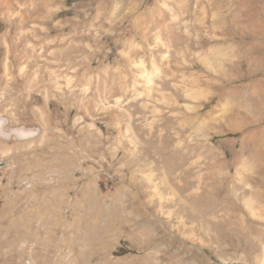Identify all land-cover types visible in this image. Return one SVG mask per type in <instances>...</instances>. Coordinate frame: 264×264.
<instances>
[{
	"label": "rangeland",
	"instance_id": "obj_1",
	"mask_svg": "<svg viewBox=\"0 0 264 264\" xmlns=\"http://www.w3.org/2000/svg\"><path fill=\"white\" fill-rule=\"evenodd\" d=\"M7 1L0 264H264V37L252 68L210 0Z\"/></svg>",
	"mask_w": 264,
	"mask_h": 264
},
{
	"label": "crops",
	"instance_id": "obj_2",
	"mask_svg": "<svg viewBox=\"0 0 264 264\" xmlns=\"http://www.w3.org/2000/svg\"><path fill=\"white\" fill-rule=\"evenodd\" d=\"M262 1L263 0H210L211 6L208 11L209 18L211 19L213 17L214 19V21H211L208 25L209 33L225 34L226 32L224 30L227 29L226 31L230 32L232 37L231 44H228V39L225 36L223 37L217 34L216 36L219 40L215 41V46L232 50V52L234 51L235 57L239 54H237V50H240V57H242V55H245L246 58L249 56V64L252 68H257L262 63L263 48L258 43V41L264 37V25L261 19H258V17L262 16L263 12ZM255 5L257 11L254 9ZM202 9H204V6ZM258 11L259 15L257 14ZM249 33L252 35L251 39L254 40L250 45L248 41H246L249 38L247 37ZM220 37H222V39H220ZM237 39L239 41H237ZM257 45L259 47H257ZM256 50H260V53L256 54ZM198 157H200V155Z\"/></svg>",
	"mask_w": 264,
	"mask_h": 264
},
{
	"label": "bare ground",
	"instance_id": "obj_3",
	"mask_svg": "<svg viewBox=\"0 0 264 264\" xmlns=\"http://www.w3.org/2000/svg\"><path fill=\"white\" fill-rule=\"evenodd\" d=\"M10 1V0H9ZM183 4H186L185 2H183ZM2 6H5V7H9V3H8V1L7 0H0V7H2ZM181 40V39H180ZM197 81V80H196ZM191 83H193V82H191ZM206 84L207 85H212L211 84V81H209V80H207V82H206ZM239 92V91H238ZM237 91H233V90H231V91H226V92H224V93H222L223 95H225V94H229V95H234V96H238L239 95V98H241L240 97V93L241 92H239L238 93ZM222 94H221V96H222ZM220 96V95H219ZM221 98V97H220ZM242 101H243V99H241ZM246 108H247V106H246ZM211 112H213V111H211ZM208 115V117H210V115H211V113L210 112H208L207 113ZM206 116V117H207ZM229 119V118H228ZM234 120V119H233ZM233 120H229L228 122H227V124H226V126H227V128L228 129H236V128H239V126L240 125H242L241 123H242V120H239V121H233ZM199 149H201V151H202V154H201V158H202V160H204V162L203 163H207V166H206V170H207V172L205 173V176H206V178L207 179H210V180H214V178L216 177L214 174H215V168H213L214 166H215V161L216 160H219V158L217 157V155H216V152H215V150L213 149V145L212 144H209V143H203L201 146H199L198 147ZM200 154V153H199ZM195 164H196V161H195V159H194V161L192 160V163L190 164V166H189V170H188V168H187V170H186V168H184V170L182 169L181 170V172L179 173L180 175L182 174V175H185L186 176V172H189V174H192V173H194V171H192V167H194L195 166ZM221 164V163H220ZM212 166V167H211ZM214 169V170H213ZM237 169V168H236ZM220 171V170H219ZM218 172V171H217ZM237 174H243V176H244V171H242V170H240L239 168L237 169V172H236ZM223 174V173H222ZM217 175V174H216ZM220 177V176H219ZM195 178H196V176H195ZM240 178V177H239ZM242 178V177H241ZM246 178V180H247V178L248 177H245ZM244 178V179H245ZM216 179V178H215ZM201 180V179H200ZM203 180V179H202ZM202 180H201V182H202ZM243 180V179H242ZM194 181H191L190 183H193ZM200 182V181H199ZM211 181H208V183H210ZM205 183H207V182H205ZM188 186V185H187ZM200 189L201 188H197L195 191L193 190L192 192H191V194H190V196L188 197V198H194V197H197V195L196 194H198L199 192H200ZM199 190V191H198ZM123 196V195H122ZM125 196V195H124ZM123 196V197H124ZM194 200V199H193ZM236 207H238V205H236V203L231 207V211H230V214H233V215H231V216H233L234 217V219H235V217H237V214L238 213H240V212H238V213H236V212H234L236 209ZM184 208H185V206H184ZM227 208H223V210H224V212H227V211H229V210H226ZM233 209V210H232ZM235 209V210H234ZM226 210V211H225ZM239 211H241V208H240V210ZM229 215V214H228ZM239 216H240V214H238ZM216 217H217V212H215L214 214H211V215H209L208 217H207V219H209V220H212V219H214V221L216 220ZM241 218V217H240ZM241 220H242V218H241ZM225 221V223H226V221H227V224H228V226H229V228L232 230V231H235V232H237V233H240V234H242V233H244V232H249V233H251V234H258L259 232H257L256 230H255V228H253V226H249L248 228H246L245 229V226H244V223L243 222H241L240 220H236V221H234V220H228L227 218L224 220ZM202 231V230H201ZM203 234V233H202ZM252 236V235H251Z\"/></svg>",
	"mask_w": 264,
	"mask_h": 264
},
{
	"label": "water",
	"instance_id": "obj_4",
	"mask_svg": "<svg viewBox=\"0 0 264 264\" xmlns=\"http://www.w3.org/2000/svg\"><path fill=\"white\" fill-rule=\"evenodd\" d=\"M24 264H31V262H30L29 260L26 259V260L24 261Z\"/></svg>",
	"mask_w": 264,
	"mask_h": 264
}]
</instances>
